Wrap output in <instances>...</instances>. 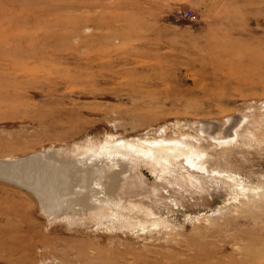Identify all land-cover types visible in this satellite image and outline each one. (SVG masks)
Wrapping results in <instances>:
<instances>
[{"label":"rangeland","instance_id":"obj_1","mask_svg":"<svg viewBox=\"0 0 264 264\" xmlns=\"http://www.w3.org/2000/svg\"><path fill=\"white\" fill-rule=\"evenodd\" d=\"M156 139L106 206L0 176V264H264V0H0V166Z\"/></svg>","mask_w":264,"mask_h":264},{"label":"bare ground","instance_id":"obj_2","mask_svg":"<svg viewBox=\"0 0 264 264\" xmlns=\"http://www.w3.org/2000/svg\"><path fill=\"white\" fill-rule=\"evenodd\" d=\"M146 145H148V147L123 140L107 142L105 145L103 144L99 152L90 154L87 160L74 162L73 164H63L58 169L53 170V172H46L47 170L44 171L41 166H36V164H32L30 168H28L27 165L17 168L18 166L15 163H12V165L8 164L7 166H0V176L13 179L19 184L34 189L35 193L43 200L41 204L44 205V212L48 217L51 216L49 214L51 213L50 211L55 209V207L60 206L62 202L66 203V206H69L71 204H77L81 200L83 201L84 198H86V200L89 198L90 204L96 203L101 205L104 204V206H106L107 203L113 202V197L110 192L111 190L108 189L111 184L108 180L109 173L115 175V173L121 172L123 168H125L126 162H134L140 158H144L149 162L160 161V158L167 160L169 157H176L179 154H184L186 148V146L180 141L173 140L166 141L156 139L148 141ZM157 153L164 156L162 157L160 155V157L157 158ZM187 155L186 160L192 164L191 155ZM31 169L34 170L35 174H33ZM16 171H20L21 173H16ZM25 171H29V174L32 171V176L36 179H34V184H27V182H29L27 180L30 178V180H32V177L30 176L31 174L29 175L27 173L30 176L29 179H27V174V176L20 175L25 173ZM89 172L91 173L90 176L94 175L95 179L94 181L92 180L91 184H85V179ZM65 173H68V175L77 173L78 176L82 178L83 182L81 183V180H78V182H74V187L70 192L64 191L63 174ZM64 208L62 210H64Z\"/></svg>","mask_w":264,"mask_h":264},{"label":"built area","instance_id":"obj_3","mask_svg":"<svg viewBox=\"0 0 264 264\" xmlns=\"http://www.w3.org/2000/svg\"><path fill=\"white\" fill-rule=\"evenodd\" d=\"M186 17L194 19V13L192 11H188V13H184Z\"/></svg>","mask_w":264,"mask_h":264},{"label":"water","instance_id":"obj_4","mask_svg":"<svg viewBox=\"0 0 264 264\" xmlns=\"http://www.w3.org/2000/svg\"><path fill=\"white\" fill-rule=\"evenodd\" d=\"M17 183V182H16ZM19 184V183H18Z\"/></svg>","mask_w":264,"mask_h":264}]
</instances>
